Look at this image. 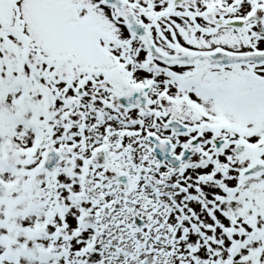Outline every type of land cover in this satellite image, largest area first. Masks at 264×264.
I'll list each match as a JSON object with an SVG mask.
<instances>
[{
	"label": "snow or ice",
	"instance_id": "obj_1",
	"mask_svg": "<svg viewBox=\"0 0 264 264\" xmlns=\"http://www.w3.org/2000/svg\"><path fill=\"white\" fill-rule=\"evenodd\" d=\"M0 264H264V0H0Z\"/></svg>",
	"mask_w": 264,
	"mask_h": 264
}]
</instances>
